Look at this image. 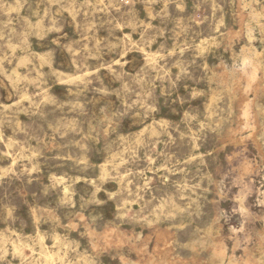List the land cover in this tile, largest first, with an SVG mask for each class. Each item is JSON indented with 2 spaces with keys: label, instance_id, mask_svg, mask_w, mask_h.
<instances>
[{
  "label": "rangeland",
  "instance_id": "obj_1",
  "mask_svg": "<svg viewBox=\"0 0 264 264\" xmlns=\"http://www.w3.org/2000/svg\"><path fill=\"white\" fill-rule=\"evenodd\" d=\"M0 264H264V0H0Z\"/></svg>",
  "mask_w": 264,
  "mask_h": 264
},
{
  "label": "bare ground",
  "instance_id": "obj_2",
  "mask_svg": "<svg viewBox=\"0 0 264 264\" xmlns=\"http://www.w3.org/2000/svg\"><path fill=\"white\" fill-rule=\"evenodd\" d=\"M83 256V255H82Z\"/></svg>",
  "mask_w": 264,
  "mask_h": 264
}]
</instances>
